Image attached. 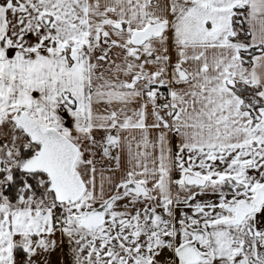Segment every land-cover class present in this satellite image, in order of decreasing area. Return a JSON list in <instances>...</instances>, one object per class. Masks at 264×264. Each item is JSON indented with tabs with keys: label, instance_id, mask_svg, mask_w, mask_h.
Here are the masks:
<instances>
[{
	"label": "snow or ice",
	"instance_id": "1",
	"mask_svg": "<svg viewBox=\"0 0 264 264\" xmlns=\"http://www.w3.org/2000/svg\"><path fill=\"white\" fill-rule=\"evenodd\" d=\"M0 264H264V0H0Z\"/></svg>",
	"mask_w": 264,
	"mask_h": 264
}]
</instances>
